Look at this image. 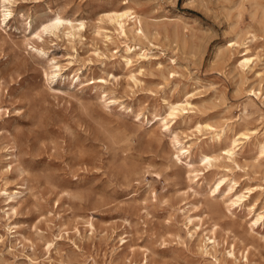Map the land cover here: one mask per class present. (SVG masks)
<instances>
[{
	"label": "rangeland",
	"instance_id": "1",
	"mask_svg": "<svg viewBox=\"0 0 264 264\" xmlns=\"http://www.w3.org/2000/svg\"><path fill=\"white\" fill-rule=\"evenodd\" d=\"M254 2L0 0V264H264Z\"/></svg>",
	"mask_w": 264,
	"mask_h": 264
},
{
	"label": "bare ground",
	"instance_id": "2",
	"mask_svg": "<svg viewBox=\"0 0 264 264\" xmlns=\"http://www.w3.org/2000/svg\"><path fill=\"white\" fill-rule=\"evenodd\" d=\"M6 1V5H3V8L1 9V11L3 12L2 15H3V18L4 19H7L8 17H10V15L12 14V9L10 8L12 6V3L14 2V0H4ZM256 5L258 4L257 3V0L256 2H254ZM262 5V4H261ZM108 16L110 19L114 20L117 25H118V28L120 30V32L122 34H125L127 32V29L131 28L133 30V32L135 33L136 36L140 37V36H145L146 35V25L145 23L143 22L142 20V17H141V14L140 12L134 7V4L133 2H129V1H126L125 4L123 6H120V7H114L112 9L109 10L108 12ZM82 20V19H81ZM65 21H69V19L67 18H63L61 16H58L56 17L55 21L51 22V24L49 25H45L44 26V29L45 30H48L50 29V31H52V29H55L58 27V25L60 26L61 23L65 22ZM82 24V22L80 23ZM64 25V24H63ZM80 28V27H79ZM78 29V27H77ZM110 36V35H109ZM236 42L233 41L231 45H235ZM136 44H126L125 46V59H126V62L129 63L131 62V57L130 54L133 53L136 49ZM144 50V49H143ZM142 51V50H141ZM148 53V52H147ZM142 56H146L145 53H142ZM239 62H238V65L243 69V68H247L250 66V64L253 62L252 60V57L249 56L247 54L246 51L243 52V54H241L240 58H238ZM45 75H47V73H45ZM56 75V74H54ZM97 79V78H96ZM56 80V79H55ZM92 84L95 83V81H92L91 82ZM101 84V83H100ZM183 107V106H182ZM184 108V107H183ZM147 119H150L148 117H146ZM165 124V123H164ZM206 126H208L209 128H213L212 125H208L206 123ZM215 130V128H213ZM223 132V130H222ZM213 135H216L217 136V140L221 141V135L218 134V132L216 134H213ZM236 135V134H235ZM235 142L236 140H233L232 143L233 146L232 148H228L226 150L227 153H230V154H233V149L235 148ZM231 143V144H232ZM172 148V147H171ZM264 148V146H263ZM189 151L187 148L183 147V148H179V149H175V155H176V158L177 157H180V153H183L184 151ZM203 159H205L207 162H210L211 160V157L206 154H204L203 156ZM214 159V158H213ZM205 165V164H204ZM5 185V183H4ZM1 186V185H0ZM1 188V187H0ZM64 188V187H63ZM2 189V188H1ZM3 191V190H2ZM5 193H7L6 191H4ZM16 193V192H15ZM12 195V194H11ZM10 196V195H9ZM8 196V197H9ZM235 197H237L236 199H230V207H232L233 205H235L238 201H240L242 199V195H236ZM10 198V197H9ZM12 198V197H11ZM7 199V197H6ZM12 202V201H10ZM10 205V203L8 204ZM229 209V208H228ZM264 213H261V212H258L256 213V216L255 218L253 219V223L255 225H257L259 222H263L264 223ZM205 246V245H204Z\"/></svg>",
	"mask_w": 264,
	"mask_h": 264
}]
</instances>
